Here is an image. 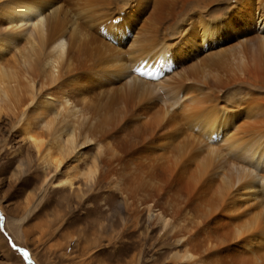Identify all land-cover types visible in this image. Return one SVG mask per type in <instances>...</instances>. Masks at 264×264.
I'll return each instance as SVG.
<instances>
[{
    "label": "rangeland",
    "instance_id": "rangeland-1",
    "mask_svg": "<svg viewBox=\"0 0 264 264\" xmlns=\"http://www.w3.org/2000/svg\"><path fill=\"white\" fill-rule=\"evenodd\" d=\"M8 1L9 0H0V13L8 5ZM55 1L62 11H67V13H61L62 17L67 16L69 13L68 16H72L75 18L74 20L79 18V24L82 26L84 24L86 25L81 27L85 30H88V26L93 25L92 29L100 35L101 40L106 39V41H111L113 45L123 47L124 49L127 45L129 46V39L137 35L136 33L139 31L143 21V16L137 19L134 15V13H137V10L134 9L135 2L138 0H109L111 4L107 7H103L102 12L105 14L107 11L106 8H111L109 10L111 11L110 14L107 15V19L109 18L107 20L108 22H104L106 24L102 23V21H104L103 19H97L99 17L95 18L94 16L93 18L90 17L92 19H87L88 10H91V15L92 12H96L102 7L96 5V8V6L92 5L91 7L93 9L91 7L89 9L88 5L84 4L86 0ZM235 1L236 0H211L210 2V0H198L197 3L200 4L197 5L201 8L198 6L196 8L202 14H200L202 16H200L201 18L209 17L215 12H223V14L227 16L231 5H233ZM149 3L148 5L146 4L147 6H143V11L147 7L146 11L143 12L145 15L151 9V3ZM185 7L186 8L182 10V15L173 19L174 21L172 20V23L170 22L172 26L170 23L166 24V26L165 24L161 25V29L158 33L162 36L150 48L152 52H159L163 48L173 53L175 49L177 50L180 48L183 38L190 32L191 26L196 25V20L191 17L195 11L193 12L190 6ZM254 10L253 13L258 15L261 9L257 8ZM85 15H87V17ZM81 17H84L85 21ZM126 17L127 21L129 18L135 17L138 25L135 24V27L129 30L126 25ZM252 17L255 21L257 20L255 16L252 15ZM113 22L114 25L118 22H120L121 25L125 24L120 30L123 31V29H126L128 35L122 38L121 44H119L117 39L119 35L121 36L123 34L122 31H119V35L116 34L117 37H113V35L109 33V23ZM101 23L102 25L100 26ZM254 23L255 22L251 23L253 31L251 34H248L250 37L240 38V36L234 35L230 41H224L221 46L215 43L211 44V46L205 44L203 49L199 50L197 57L196 55H192V57H188L182 62L174 63V65L171 63V68L166 73L167 75L157 72L155 76L152 74L144 76L143 70L137 71V69L136 74L143 76L153 83L170 81L175 85L178 82L177 80H180L183 85L180 83L181 87L175 92L184 91L185 93V91L192 90L207 107L211 102L212 105H217V110L219 109V112H223L228 116H231V114H228L231 110L237 112L239 109L240 111L244 110L242 109L244 106H250V109L247 111L248 113L246 112V108L241 112V116L238 115L235 125L239 126L246 123V117L249 116L252 117L250 119L251 122L253 118H255L253 117L254 114L260 115L261 112L264 111V106H262V103L264 105V84L255 82L256 85L258 84L256 86L254 82L252 84L250 80L243 78L236 68V63H239V59L237 62L236 58H239L238 53L243 45H245L250 52L252 51L257 41L255 36H253L255 34L254 29H257L256 33L264 31L260 25ZM14 28H16V26H14L8 18H3V22L0 24V37H8L7 39L13 37ZM149 32H151L149 29L142 30V39H146ZM16 36L9 50L4 51V54L0 56V69L3 68L7 70L6 66H16V69L20 70L19 84L22 86L23 92H19V98L21 96L33 97L34 103L27 105L28 102L24 103L21 100L15 103L13 101L10 102L5 93L0 91V264H221L222 262V264H232L233 262L240 264L238 263L240 260L234 255L240 254L250 258L252 257L251 253L247 251L245 242L242 239L244 236L252 233H257L254 236L255 242H253V245L257 254L259 253L258 255L261 257L263 256L264 259V171H258L256 169V171H253V175H249V171L247 170L248 167L240 170L244 160L233 155L230 141H221L222 143L219 142L220 145L218 144L214 151H205V156L211 160L210 162L206 159L210 165L209 174L206 175V183L209 181V185L212 186V189H209V191L211 190L212 192L213 186L224 183L227 184L226 186L224 185L225 188L229 185L227 188H230V190L227 191H231L230 193L232 194H228L227 204L229 205L226 204L228 207L225 205L226 209L224 207L225 210L223 209V212L221 211L223 208L221 205V209L218 208L219 210L213 208L216 210V213H213L214 210L211 209V211L207 209L204 214L199 211L196 212L197 209L194 207L196 206V202L197 204L202 202L200 205L204 206L206 198L195 202L190 201V203L186 201V198L183 196L178 198L176 194L172 192H175L174 188L176 187L168 188L163 182L155 178H149L150 180H148V177H146L144 182H141V185H137L133 182L123 185V174L128 170L130 171L132 166V161L128 158H131V156L125 159L123 155H126V152H130L128 150H130L135 143L139 146V151L141 149L137 154L138 156H140L139 154H141V152L142 154L147 153L149 150L144 147L143 142L146 135L142 138H136L137 140L135 139L133 141L134 143L130 148L121 150L116 145L114 146L112 144L111 138L112 136L115 137L114 135L117 133V137L120 136V131L115 129V131L112 132L114 135L109 131L110 134H108L110 136L108 137L105 135V131L103 132L102 129H99L97 135L99 134L103 136V138L106 137L104 140L105 142L108 140L107 143L111 141L109 142L110 147L108 146L106 150L103 149L101 153L94 141L85 142L84 135H88L89 133V127L85 124L82 127V136L78 138L76 149L64 158L63 163L59 167H56L52 163H42L37 148L24 138L22 130L23 126L26 125V121H32L33 129L39 132L42 130V124H40L42 122L38 116H46L49 119L56 116L57 112L60 110L62 114H66L64 105L60 101L61 90L57 91L60 86H58L59 82H51L52 78L56 80L59 71L57 67H54L52 62L48 63V60H44L43 64V61L40 60L41 58L37 59V43L34 39L29 38L26 32L22 34L17 33ZM153 39L155 38L153 37ZM162 44H165L166 47ZM220 48L222 51L226 50L225 55L226 57H230L228 61L229 63H234L230 65H233L231 67H234L235 70L228 71V75L225 74L223 75L224 77L221 76V79L220 77H216V79L212 74L208 73L199 75L203 67L207 65L206 59L209 57L208 55ZM26 53H30L33 60L39 61L38 71L41 72L40 75H38V72L25 67L23 56ZM178 56L180 57L182 55L178 54ZM118 57L124 58L123 55H118ZM114 59L119 63L118 59ZM106 60L109 61L106 62L105 68L112 67L114 64L113 59L108 58ZM100 63L102 64L101 66L104 67V62L102 61L96 62L97 66L100 65ZM85 66L82 65V67ZM87 68L88 67L85 69L87 70ZM99 68L98 66L93 70ZM71 69L73 70V67L69 69L65 67L62 71L61 80H63L62 82H64V84L66 83L65 85L67 86L71 83V76L66 73H71ZM131 70L133 71L135 69L132 68ZM235 71L237 75L234 74ZM87 73L89 76L92 74V71L88 70ZM80 75V73L76 72L74 77H79ZM232 75L236 79L232 78ZM4 81L0 80V86L3 88L7 86V79ZM224 81L227 82L225 83ZM247 81H249L250 84L247 83ZM153 83H151V85ZM28 84L33 86V89L30 88L31 91L28 88ZM10 85L12 86V84ZM25 88H28V90H25ZM165 90L164 88H159V94H163V96L170 95L169 92L165 93ZM29 93L31 94L29 95ZM79 93L81 95L83 94V96L88 99V87L84 88L82 86L81 92ZM180 95H182V93H180L179 96ZM145 97L143 98L144 100L138 97L137 104L148 102V96ZM53 100H55V102L52 103L54 105H52L53 107L51 109L44 108V112L43 110L41 111L42 113L39 112L41 116L39 114H33L34 105L36 103L42 101L47 103L48 101V103L51 104ZM208 100H210V102L206 103L205 101ZM81 105L82 104L76 103L74 111L78 112L70 113V118L66 121L69 122V125L79 123L83 119V112L79 111L82 109ZM177 106L178 105H175L174 108ZM235 106L239 108H235ZM22 108H26L28 114L21 121L19 119L22 118V116L19 118H17V116ZM225 108L228 109L225 110ZM260 109L263 110L261 111ZM235 112L233 114H235ZM86 113L87 111L84 112V114ZM61 118L62 116L58 117L59 120ZM221 124L219 123L218 126L222 128ZM260 128L261 126H259V132L261 133L258 134L257 130L254 131L252 129L249 136L246 137L248 146L251 147L252 145V148H254L257 141L259 142L258 145L262 142L264 143V133L262 132L264 130L260 131ZM139 140L143 142H141L142 145L138 144ZM249 143L252 144L250 145ZM262 148H264V146L260 147V150H262ZM126 161H129L128 163H130V165L126 164ZM94 163L97 164V170L91 174L90 171L95 167ZM125 167L127 168L125 169ZM210 174H214L212 175L213 177H210L217 179H210ZM223 176L227 178H225L226 182L223 181ZM68 177H72L73 179V185L71 187L57 186L58 182ZM171 189L173 190L171 191ZM148 199L149 201L155 200L156 206L154 209L155 211L157 210L156 212L165 210L164 214L168 220V227H165L153 217L154 213L152 212L154 211L152 209V212L147 210L150 206L143 208L144 206L141 205L140 209L143 210L139 212L136 204H140V201L144 200V202H146ZM230 206L235 207L236 210L239 211L236 212L238 215L235 213V208L233 211L231 209L233 207ZM227 209H231L235 213L234 218L232 216V211L229 213ZM138 212L139 214L137 215ZM209 212H212L213 215ZM243 212H245V214H242ZM175 214H177V217H174L176 216ZM200 214L204 217L200 218ZM214 215L215 217L213 218ZM239 215L244 218L241 217V220V218L238 217ZM205 216L212 217L211 219L213 220ZM226 217L231 222L229 221L227 223ZM236 218L241 220L242 223L244 222V224L247 220L246 222L249 224L248 229L253 228L250 231L247 229V226L243 228L244 224H239ZM221 219L225 220H222L224 223L222 222V225H219ZM250 219H252L253 223L254 221L256 222L254 223L256 224L255 228L252 223H249L251 221ZM215 222L219 223L217 224ZM232 222L237 225L233 227L234 223L232 224ZM223 224L227 226L228 229H226ZM239 225H241V228ZM217 226L219 229L223 226L222 228L226 230L224 231L221 228L222 230L218 233L217 230L219 229ZM228 226L235 228L236 231L232 228V231L229 230L230 227ZM237 226L239 229L236 228ZM212 228H214V230H212ZM222 232L228 233L226 236H222ZM13 245H15V247H13ZM188 251L194 256H190Z\"/></svg>",
    "mask_w": 264,
    "mask_h": 264
},
{
    "label": "bare ground",
    "instance_id": "bare-ground-1",
    "mask_svg": "<svg viewBox=\"0 0 264 264\" xmlns=\"http://www.w3.org/2000/svg\"><path fill=\"white\" fill-rule=\"evenodd\" d=\"M86 1L84 4L88 5L89 9L92 5L93 6L97 5L98 7H102L101 9L99 8L100 10L98 9L99 11L97 10L96 12L95 11L92 12L91 15H90L91 10H88L87 19H89L90 17L93 18L95 16V18L99 17L97 19H103L104 21H102V23L108 22L107 20L109 18L107 19L108 17L107 15L110 14L111 11L109 10L111 8L110 7L106 8L107 11L105 12V14L102 12H103V7H107L108 5L111 4L109 0H86ZM197 1L198 0H138L137 2H135V7H134V9L137 10V13H134L135 12L134 9H133L134 10L133 13L137 17V19L143 16V21L141 23V27L139 28V31L136 33L137 35L135 37H132V39L131 38L129 39L130 44L129 46L127 45L125 49L123 47H117V45H113L111 41H106V39L101 40L100 35H98L96 31L92 29L93 25L88 26V30L86 29L87 30L86 31L84 28L83 29L81 28L84 27L85 24L83 26L80 25L79 18L74 20L75 18H73L72 16H68L69 13L67 16L62 17L61 13H67V11H62L59 5L57 6V2L55 0H9L8 1V5L0 13V22L1 23L3 22V18H8L11 21V23L14 26H16V28L13 29V34H14L13 37L9 39H7L8 37L7 38L0 37V56L4 54V51L9 50L10 46L15 41L14 38L17 37L16 36L17 33L22 34L26 32L29 38L34 39V41L37 43L38 46V51L36 53L37 59L41 58L40 60L43 61V64H44V60H48V63L52 62V64H54V67H57L59 71L56 80L52 78L51 82L53 83L54 81L59 82L58 86L59 85L60 86L57 91L61 90L60 101L64 105L66 114H62L61 110L59 109L60 111L57 110L58 112L56 116L48 119L46 116H41L39 112H41L42 110L44 112V108L51 109L53 107L52 105H54L52 103H54L55 100H53L51 104L48 103V101L47 103L44 101L38 102L34 105L33 114L36 115L39 114L41 116V117L38 116V118L42 122L40 123L42 124V130L38 132L35 129H33L32 121H28V122L26 121L25 122L26 125L23 126V130H22L24 133V138L29 142H31L32 144H34L35 147L37 148V151L40 153V158L42 163L44 164L52 163L56 167H59L63 163L64 158L67 155H70V153H72L76 149L78 138L82 136V127L85 124H87L89 127L88 135L87 134L84 135L85 142L94 141L95 144L100 149L99 151L101 153L103 149L106 150V148H108L110 144L109 142L111 141L107 143L108 140L106 142L104 140V138L106 139V137L103 138V136L99 134L97 135L99 129H102L103 132L105 131V135L108 137L110 136L109 131H111V134L112 132L115 131V129L117 131H120L119 132L120 136L117 137L118 133L115 135L112 134L115 137L112 136L111 138H112V144L114 146L116 145L121 150L123 149L126 150L130 148L131 145L134 143L133 141L136 138H142L144 137V135H146L144 140L143 139L142 140L144 142V147H146L149 150L147 151V153L142 154L141 152V154H139L140 156H138L137 154L141 151V149L139 151V146L135 143L134 144L135 147L133 146L134 148L132 147L130 150H128L130 152H126L127 154L123 155V157L125 156V159H127L128 156H131V158L130 157L128 158L132 161L131 168L129 167L130 165V163H128L129 161H126L127 162L126 164H129L128 167L130 168V171L125 170L127 172H124V174L120 172L121 174H123V180H124L123 185H127L129 182H133L137 185H141L142 184L141 182L142 181L144 182V179H146V177H148V180H150L149 178L158 179V181L163 182L164 185L168 188L176 187L174 188L175 192L172 191L173 189H171V191L175 193L178 198L183 196L184 198H186V201L188 202L190 201L195 202L200 199L206 198L205 202L203 200V202L205 203L204 206L200 205L202 203L201 201H199L201 202L200 204L199 203L197 204L196 202L195 204L196 206H194L197 209L196 212L199 211L202 214H204L207 211V209L209 211L214 210L215 208L221 209L220 205L223 207L221 210L223 212L224 207L226 209V206L229 205L227 204L228 194H231L230 193L231 191L229 192L227 191L230 190V188H227L229 187V185L225 188L227 184H224L222 182L221 183L223 185L222 184L215 185L213 186L214 188L212 192L211 190L209 191V189H212V186L209 185L210 183L209 181H208L209 183L208 182L206 183V175L209 174V167H210L206 159L209 160L210 162L211 160L205 156L206 150L214 151L217 148L219 142L230 141L231 151L233 155L240 157L242 160H244L243 161L244 166L242 165L240 167V170L244 169L245 167H248V169L247 168L246 169L249 171L248 172L249 175L250 174L253 175L254 174L253 171H256V169L258 171L259 170L264 171V148L260 150V147L264 146V143L262 142L258 145L259 142L257 141L255 143L257 146L255 145L254 148H252L251 145L252 143H249L251 147L248 146V144L246 143V137L249 136V133H251L252 129L254 131L257 130L258 134L261 133L259 132V126H261L262 128V129L260 128V131L264 130L263 129L264 111H262L263 109H260L262 111L261 114L259 111L260 115L254 114L253 117H255L256 120L255 118H253V121L250 122V119L252 117L248 115L249 117L245 116L246 123H243L238 126L235 125V122L237 120L236 118L246 108H247L246 109L247 112L250 109L249 108L250 106H246V107L244 106V108H242L244 110L241 111L240 109L239 110L236 109L238 110L237 112H235V110H231L228 113L231 114V116H228L223 112H219L218 111L219 109L217 110L218 108L217 105H212L210 100L205 101L206 103L210 102L209 106L207 107L192 90L185 91V93L184 91L175 92L181 87L180 83L182 84V82H180V80H177L178 82L175 85L170 81H160L159 83L158 82L153 83L152 81L150 82L143 76L136 74L137 72L136 69L143 70L144 76L149 74L155 76L157 72L166 74L168 70L171 68L170 67L171 63L174 65V63L182 62L184 59L188 57H192V55H196L197 57V54H199V50L203 49L205 44L211 46V44L215 43L221 46V44H223L224 41L227 40L230 41L234 35H238L240 36V38L250 37L248 36V34H251V32L253 31L252 29L253 26L251 25L252 22H255L256 24L260 25V27H262V30L264 29V0H236L235 2H233V5H231L227 16H225L223 12H215L209 17H205V18H201L202 14L196 8L198 6L197 4H200L197 3ZM149 2L151 3V9L145 15V13L143 12L146 11L147 7L143 11L144 8L143 6L146 4L148 5ZM185 6L187 7L190 6L192 11L193 12L195 11L191 17H193V19L196 20V25L191 26L190 32L188 35H185V37L183 38L180 48L177 50L175 49L177 52L174 50L173 53L168 52L166 51L167 49H163V48L159 52H152L150 48L162 36V35L160 36V34L158 33L159 30L161 29V25L165 24L166 26V24L170 23L173 19H176L179 16H181L182 10L186 8ZM257 8L261 9L259 10L260 12L258 15L256 13H253L255 11L254 9ZM75 15H79V14H75ZM252 15L255 16V18L257 19L256 21L252 17ZM85 16L87 17V15ZM84 17L81 18H83L85 21ZM134 18H129L128 21L126 20L127 17L125 18L126 25L129 30H132V28L135 27V24L138 25V23H136L137 22L136 18L135 19ZM102 23L100 24V26L102 25ZM109 24L110 25L108 26V30L109 33L113 35V37H117L116 34L119 35L120 33L119 31H122L120 30V28L125 25V24L121 25L120 22L115 23V25L114 22ZM146 29L151 30V32L147 34L146 39H142L141 31ZM254 30H255V34L253 36H255V38L257 39V41L255 42L256 44L251 52L247 49V47H245V45L242 46L241 50H239L238 53L239 58H236L237 62L239 59V63H236L237 64L236 68L239 74L243 78H246V80H250L252 84L253 82L254 83L260 82V84L261 83L264 84V31L256 33L257 29ZM122 32L123 34L121 36L119 35L117 39L119 41V44H121L122 38L128 35L126 29H123ZM153 37L155 39H153ZM164 47H166V45ZM225 52L226 50L222 51L220 48L219 50L217 49V51L209 54L208 55L209 57L206 59L207 65H205L206 67H203V70L201 71V73H199V75L208 73V74H212V76H214L215 78L220 77L221 79V76L225 74L228 75L227 73L228 71H234L235 68L233 67L234 68L233 69L231 67L233 65H230L232 62L229 63L228 61L230 60V57H226ZM178 54L182 56L179 57ZM118 55H123L124 58H119ZM174 55L178 58H176ZM23 57H24L23 61L25 67L29 68L30 70L38 72L39 73L38 75H40L41 72L38 71L39 61L33 60L30 53H26ZM108 58H112L114 64L112 67L105 68L106 62L110 60V59L106 60ZM114 58L118 59L119 63H117ZM98 61L104 62V67H102L101 66L102 64L100 63V65H98L100 68L97 70H93L98 67L96 64V62ZM82 65L83 66L86 65V66L82 67ZM6 67L7 70L3 68L0 69V80L4 81L5 79H7V86H5L4 88L0 86V91H3L5 93V95L7 96L10 102L13 101L15 103L21 100L24 103L28 102L27 105L33 104L34 103L33 97L21 96L19 98L20 96L19 92L23 93L22 86L19 84L20 70H17L16 66H11V67L6 66ZM65 67H67V69L73 67V70L71 69L72 70L71 73L69 72L66 73V74H70L71 76V80H70L71 83L70 84L67 83L69 86L65 85L66 83L64 84V82H62L63 80H61L62 71ZM86 67H88L87 70L85 69ZM132 68L135 70L132 71L131 70ZM88 70L92 71V74H90L89 76L87 73ZM76 72L80 73L81 75L79 77H74ZM234 74L237 75L236 71ZM232 78H234V76ZM227 80H228V76H227ZM229 80L231 81L230 77ZM151 83L153 84L151 85ZM247 83H249V81H247ZM10 84H12V86ZM82 86L84 88L88 87V95H87L88 99H86L83 96V94L81 95L79 93L81 92ZM28 88L29 90L30 88L33 89V86L31 84H28ZM28 88L27 89L25 88V90H28ZM159 88L166 89L165 93L169 92L170 95L163 96V94H159ZM180 93H182V95L179 96ZM30 94L31 93H29V95ZM145 96H148L149 101L143 104H137V98L141 97L143 99ZM76 103L82 104L81 105L82 109L79 111L83 112L82 114L83 119L79 123H74L73 125H69V122L66 121L70 118V113L78 112V111H74V107H76ZM175 105L178 106L174 108ZM262 106H264L263 103ZM235 108H239V107L235 106ZM226 109L228 108H225V110ZM229 109H233V108H229ZM86 111L87 113L84 114V112ZM234 112L235 114H233ZM27 114H28L27 109L22 108L19 111V115L17 116V118L22 116V118L19 119L22 121L23 118L27 116ZM59 116H62L60 120L58 119ZM219 123L220 124L223 123L221 124L222 128L221 126H218ZM262 132L264 133V131ZM138 142H139L138 144L140 145L142 141L140 142L139 140ZM96 165L97 164L94 163L95 167L93 170L90 171L91 174L96 172L97 170ZM126 168L127 167H125V169ZM212 175L210 174L209 177ZM224 176H223V181L226 182L227 178L225 177L226 178L225 179ZM212 177H210V179ZM212 179L215 180L217 178L215 179L212 178ZM72 185H73L72 177L63 179L57 184V186L59 187H66V186L71 187ZM124 187H128V186H124ZM263 189H264V185H263ZM144 201H140V204H136L137 202L135 203L139 212L140 210H143L140 209L141 205L144 206L143 208L150 206L149 209L147 210H149L150 212H152L153 210L154 211L152 212L154 213L153 217H155L156 220L161 222L165 227H168L169 226L168 220L166 219L164 214L165 210H159V212H156L157 210L155 211L154 209L156 206L155 200L149 201L148 199V201L147 200L146 202ZM234 208L235 207L231 209L233 210ZM231 209L230 210L227 209L229 213L230 211H232ZM214 211L213 213H216V210ZM233 211H232L233 213L232 216L234 218L235 216L234 214L238 210H236L235 213ZM139 212L137 213V215L139 214ZM209 213L212 214V212ZM242 214H245V212H243ZM175 215L176 216L174 217H177V214ZM199 217L203 218L204 216L200 214ZM214 217L215 215L213 216V218ZM238 217L241 218L242 216L239 215ZM208 218L211 219L212 217H208ZM236 219L237 221H239V224L242 223L241 220H238V218ZM222 220L223 219H221V223L219 225H222V222L225 219L223 221ZM250 220L251 221L249 223H252L255 228L256 224L254 223L256 222L254 221L253 223L252 219ZM229 221L230 220L227 219V223ZM246 221L245 224L248 223ZM219 222H215V223L218 224ZM234 222H232V224ZM242 224H244V222ZM245 224L243 225L244 227L243 226L242 227L245 228V226H247L248 229L249 224L247 225ZM233 225H234L233 227H235V225L237 224L234 223ZM241 225H239L240 228ZM222 227H220V229L218 227L219 229L217 230L218 233L223 229ZM224 227L228 229L227 226ZM231 228L232 227H230L229 230H231ZM236 228H238V226ZM226 229L224 228L223 230L225 231ZM251 229L249 228L248 230L250 231ZM212 230H214V228H212ZM227 233L224 232L222 236H226ZM256 234L252 233L242 238L245 242V246L247 247L246 248L247 251L251 253L252 257L250 258L240 254H235L234 256L240 260V262L238 263L264 264L263 256L261 257L258 255L259 253L257 254V251L255 250V247L253 245L254 244L253 242H255L254 236ZM191 254L189 253L190 256H194ZM235 263L233 262L232 264Z\"/></svg>",
    "mask_w": 264,
    "mask_h": 264
},
{
    "label": "snow or ice",
    "instance_id": "snow-or-ice-1",
    "mask_svg": "<svg viewBox=\"0 0 264 264\" xmlns=\"http://www.w3.org/2000/svg\"><path fill=\"white\" fill-rule=\"evenodd\" d=\"M137 71H140V69H137ZM13 247H15V245H13Z\"/></svg>",
    "mask_w": 264,
    "mask_h": 264
}]
</instances>
